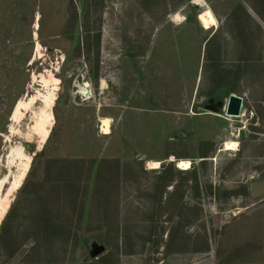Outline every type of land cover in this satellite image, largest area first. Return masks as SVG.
<instances>
[{
	"label": "rangeland",
	"instance_id": "374dc122",
	"mask_svg": "<svg viewBox=\"0 0 264 264\" xmlns=\"http://www.w3.org/2000/svg\"><path fill=\"white\" fill-rule=\"evenodd\" d=\"M54 79L38 148L11 120ZM10 147L0 264H264V0H0V174Z\"/></svg>",
	"mask_w": 264,
	"mask_h": 264
},
{
	"label": "bare ground",
	"instance_id": "6f19581e",
	"mask_svg": "<svg viewBox=\"0 0 264 264\" xmlns=\"http://www.w3.org/2000/svg\"><path fill=\"white\" fill-rule=\"evenodd\" d=\"M38 48L40 46L38 45ZM37 48V51H38ZM39 79V78H38ZM33 82H37V79L34 78ZM39 82V81H38ZM44 82V81H43ZM54 83L50 86H53L52 89H49L47 82H44L43 90L48 91V95H42V93L38 90H34L35 96H30L26 98V100H22L16 107L14 111V115L12 117V122L16 123L21 119L23 113L26 110L31 111L32 113V124L29 125L28 131L30 134L36 135L38 140V148L42 146V144L45 142V140L48 137L50 127L53 124V117L50 115L49 109H52L54 105V101L56 99V90L58 87V81L54 79ZM41 84V83H40ZM40 86V85H39ZM81 86L85 87V89H89V84L86 83L85 80L82 81ZM58 92V91H57ZM80 94L82 95L83 99L88 100L87 98L90 97L91 91L81 90ZM37 101H39L41 104L45 106L46 109L38 108ZM36 108H35V107ZM226 104L224 106V113L228 117H239L242 111V108L240 109V113L238 115H232L227 114L225 112ZM30 121V120H29ZM110 119L109 118H102L100 119V130L107 134L110 133ZM28 123V122H27ZM22 124V123H21ZM18 128V127H17ZM27 128V127H26ZM13 132H15V129H12ZM236 146H238V143L236 142H226L224 147V151H230V150H236ZM17 148V147H16ZM9 152L5 154V157H9V161L13 160L12 157H14V161L20 160V167L17 172L14 173L12 165L8 170H6L4 173L0 174V220L3 216V212L7 210L6 208L9 206L10 200L12 198L13 193L18 189V187L21 185L26 172L28 171V168L30 166L31 156L27 155L22 147H19L17 149H14L12 147L9 148ZM7 161V159H6ZM8 161V162H9ZM15 163V162H14ZM177 168L181 170H187L190 168L191 162L190 160H179L176 161ZM7 164V163H6ZM12 164V163H11ZM148 166L150 168H154L158 166V163L156 162H149ZM7 173L12 174L11 182H8L7 185L2 186L3 181L5 180Z\"/></svg>",
	"mask_w": 264,
	"mask_h": 264
},
{
	"label": "water",
	"instance_id": "95a60500",
	"mask_svg": "<svg viewBox=\"0 0 264 264\" xmlns=\"http://www.w3.org/2000/svg\"><path fill=\"white\" fill-rule=\"evenodd\" d=\"M79 89L86 90L85 87L83 86H80ZM225 104H226L225 112L227 114L238 115L240 113L242 97L231 93L229 94L228 99ZM225 104L218 96L216 98L209 99L206 105V108L211 111L217 112L220 110L221 107H223L224 109ZM11 175H12L11 173H7V176L5 180L3 181L1 187H4L6 183L11 182V178H10ZM251 189H252L253 197H258V196L263 195L264 194V178L261 180L252 182ZM104 249L105 247L102 244H94L91 247L90 256L94 257L98 253L104 251Z\"/></svg>",
	"mask_w": 264,
	"mask_h": 264
},
{
	"label": "trees",
	"instance_id": "16d2710c",
	"mask_svg": "<svg viewBox=\"0 0 264 264\" xmlns=\"http://www.w3.org/2000/svg\"><path fill=\"white\" fill-rule=\"evenodd\" d=\"M171 168H172V166H171V165H167V169H168V170H172ZM28 174H30V172H29ZM164 176H166V175H164ZM166 177H167V176H166ZM166 177H163V178H164V180H166Z\"/></svg>",
	"mask_w": 264,
	"mask_h": 264
},
{
	"label": "flooded vegetation",
	"instance_id": "af4514ba",
	"mask_svg": "<svg viewBox=\"0 0 264 264\" xmlns=\"http://www.w3.org/2000/svg\"><path fill=\"white\" fill-rule=\"evenodd\" d=\"M241 115V114H240ZM254 182V181H253ZM252 184V183H251ZM250 190H251V195H252V189H251V185H250ZM253 196V195H252Z\"/></svg>",
	"mask_w": 264,
	"mask_h": 264
},
{
	"label": "built area",
	"instance_id": "2783aa9c",
	"mask_svg": "<svg viewBox=\"0 0 264 264\" xmlns=\"http://www.w3.org/2000/svg\"><path fill=\"white\" fill-rule=\"evenodd\" d=\"M242 101H243V99H242ZM241 108H242V104H241ZM241 108H240V109H241Z\"/></svg>",
	"mask_w": 264,
	"mask_h": 264
}]
</instances>
